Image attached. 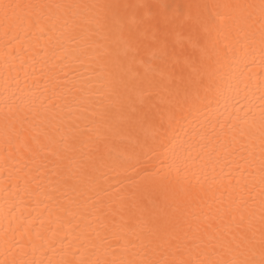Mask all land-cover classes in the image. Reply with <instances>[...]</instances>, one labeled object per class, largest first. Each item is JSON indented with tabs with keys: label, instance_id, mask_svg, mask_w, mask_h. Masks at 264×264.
I'll list each match as a JSON object with an SVG mask.
<instances>
[{
	"label": "snow or ice",
	"instance_id": "1",
	"mask_svg": "<svg viewBox=\"0 0 264 264\" xmlns=\"http://www.w3.org/2000/svg\"><path fill=\"white\" fill-rule=\"evenodd\" d=\"M0 29V264H264V0H0Z\"/></svg>",
	"mask_w": 264,
	"mask_h": 264
},
{
	"label": "bare ground",
	"instance_id": "2",
	"mask_svg": "<svg viewBox=\"0 0 264 264\" xmlns=\"http://www.w3.org/2000/svg\"><path fill=\"white\" fill-rule=\"evenodd\" d=\"M27 42L28 41L26 40L25 43ZM21 58L25 60V63L23 64L20 63ZM13 64H14L13 74L15 75L16 73H18L19 78L22 82L24 81L26 74L28 76L29 84H32L34 78H39L40 76V64L39 63L33 64L31 59L26 57L23 51H19L17 58L13 61ZM3 68H4V38H3L2 29H0V72H2ZM34 68L36 70L35 72H33ZM0 91H2V89H0ZM0 99H2V97H0ZM37 102H39V92H37ZM4 184H5L4 176L0 175V236L3 235L4 227L6 226V221L4 218V213L6 208ZM45 202L49 204V207H52L51 202H47V201ZM8 203H11V200H8ZM32 208H35V211H32ZM43 209H44L43 203L37 206L35 202H33L31 208L22 209L17 213V215L19 216L22 213L24 217L27 219L29 218V212H31L32 216H35L37 215L38 212L42 211ZM45 215H47V213H45Z\"/></svg>",
	"mask_w": 264,
	"mask_h": 264
}]
</instances>
